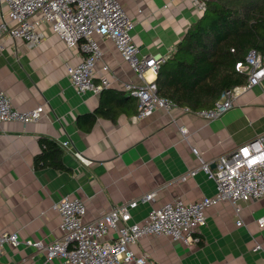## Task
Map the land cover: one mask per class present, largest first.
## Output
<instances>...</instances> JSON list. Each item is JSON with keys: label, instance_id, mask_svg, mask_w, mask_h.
I'll return each instance as SVG.
<instances>
[{"label": "crops", "instance_id": "1", "mask_svg": "<svg viewBox=\"0 0 264 264\" xmlns=\"http://www.w3.org/2000/svg\"><path fill=\"white\" fill-rule=\"evenodd\" d=\"M120 2L134 21L131 34L141 52L168 57L202 14L192 0ZM7 15L8 5L0 0V20ZM31 21L45 33L39 46L32 48L8 36L0 40V90L20 110L42 104L46 111L36 122L0 124V230L17 232L20 241L5 246L0 264H64L57 257L49 260L25 241L48 243L63 235L53 204L65 196L85 201L87 220L114 205L139 200L132 222H143L151 209L177 198L194 202L213 196L216 183L202 169L187 174L200 164L192 147L213 162L264 132V80L216 120L186 111L177 102L170 111L156 108L137 118L139 100L123 87L141 85L144 79L131 69L112 39L96 35L103 59L96 64L94 81L99 83L107 75L110 89L80 95L71 85L67 64L79 63L83 52L67 47L41 14ZM104 64L109 70H103ZM146 75L157 78L152 71ZM43 138L61 146V153L50 156L51 165L35 164ZM152 191L156 195L150 201H140ZM238 206L239 215L226 201L210 207L206 225L196 232L198 243L146 236L133 249L149 253L157 264H264V226L258 223L264 216V198L240 201Z\"/></svg>", "mask_w": 264, "mask_h": 264}, {"label": "built area", "instance_id": "2", "mask_svg": "<svg viewBox=\"0 0 264 264\" xmlns=\"http://www.w3.org/2000/svg\"><path fill=\"white\" fill-rule=\"evenodd\" d=\"M8 5L7 18L0 20L1 36L22 39L29 47L39 46L45 33L35 29L31 18L41 14L49 22L52 31L63 39L69 48H79L82 59L75 65L67 64V74L77 94L91 91L99 93L111 86L107 75L99 83L94 81L96 64L103 59V50L96 35L113 40L116 50L129 63L144 83H125L123 89L139 100L137 118L149 116L156 108L168 111L177 106L169 98L158 95L157 83L148 79L147 72L157 74L160 64L168 55L142 53L133 40L131 30L134 21L130 18L120 0H3ZM201 12L207 9L209 0H192ZM7 37V38H8ZM1 44V43H0ZM236 69L247 76L246 83L224 90L215 104L208 108L193 111L208 120L221 118L248 89L264 80V54L252 49L244 61L236 63ZM103 70H109L104 64ZM46 111L42 104L29 110L14 106L11 98L0 90V124L17 121L22 124L39 121ZM183 133L185 127H181ZM200 160L199 167L187 174L195 175L202 169L216 183V193L194 202L175 199L160 207L151 209L143 222H132V210L139 200H130L114 205L101 216L87 220V204L81 198L65 196L53 204L60 214L62 236L48 243L42 240H26L29 246L43 251L49 260L57 257L64 264H157L147 252L137 253L133 245L139 244L146 236H168L186 244L200 242L197 231L207 223V210L226 201L239 215L238 202H253L264 198V132L236 146L219 156L213 162L205 161L201 152L192 147ZM246 150V151H245ZM214 165V167H212ZM183 175L182 178H186ZM156 195L152 191L140 201H150ZM264 226V216L258 218ZM237 224H242L238 218ZM20 243L17 232L0 230V255L7 244Z\"/></svg>", "mask_w": 264, "mask_h": 264}, {"label": "trees", "instance_id": "3", "mask_svg": "<svg viewBox=\"0 0 264 264\" xmlns=\"http://www.w3.org/2000/svg\"><path fill=\"white\" fill-rule=\"evenodd\" d=\"M252 49L264 54V0H209L174 54L160 64L157 93L192 110L211 107L224 90L246 83L236 63ZM41 145L35 164L51 165L50 156L61 153V146L49 138Z\"/></svg>", "mask_w": 264, "mask_h": 264}, {"label": "water", "instance_id": "4", "mask_svg": "<svg viewBox=\"0 0 264 264\" xmlns=\"http://www.w3.org/2000/svg\"><path fill=\"white\" fill-rule=\"evenodd\" d=\"M212 167H214V165H212Z\"/></svg>", "mask_w": 264, "mask_h": 264}, {"label": "snow or ice", "instance_id": "5", "mask_svg": "<svg viewBox=\"0 0 264 264\" xmlns=\"http://www.w3.org/2000/svg\"><path fill=\"white\" fill-rule=\"evenodd\" d=\"M246 151V150H245Z\"/></svg>", "mask_w": 264, "mask_h": 264}]
</instances>
